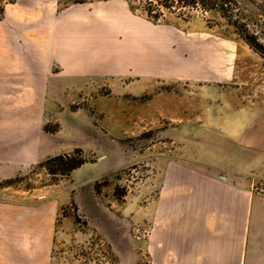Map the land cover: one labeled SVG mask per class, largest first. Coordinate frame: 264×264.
Listing matches in <instances>:
<instances>
[{
    "label": "rangeland",
    "instance_id": "rangeland-1",
    "mask_svg": "<svg viewBox=\"0 0 264 264\" xmlns=\"http://www.w3.org/2000/svg\"><path fill=\"white\" fill-rule=\"evenodd\" d=\"M10 4L49 42L56 14L73 52L50 65L32 128L0 145V264H177L159 243L169 167L205 168L221 112L263 102L264 0L160 21L128 0H0V20Z\"/></svg>",
    "mask_w": 264,
    "mask_h": 264
},
{
    "label": "crops",
    "instance_id": "crops-1",
    "mask_svg": "<svg viewBox=\"0 0 264 264\" xmlns=\"http://www.w3.org/2000/svg\"><path fill=\"white\" fill-rule=\"evenodd\" d=\"M25 10L6 5L0 20V145L16 143L10 131L32 128L34 101L39 105L50 91V65L73 52L56 14L49 42L40 36L42 22ZM70 56L67 63L79 66V57ZM220 117L222 156L201 169L169 167L168 200L158 205L159 243L176 251L177 264H264V200L251 189L254 176L264 174V100L226 108Z\"/></svg>",
    "mask_w": 264,
    "mask_h": 264
},
{
    "label": "trees",
    "instance_id": "trees-1",
    "mask_svg": "<svg viewBox=\"0 0 264 264\" xmlns=\"http://www.w3.org/2000/svg\"><path fill=\"white\" fill-rule=\"evenodd\" d=\"M130 3L138 2L147 14V17L160 21L164 18V11H179V15L184 16L186 11L191 10H218L222 5V0H128ZM247 42L254 49L263 53L260 47L250 38H246Z\"/></svg>",
    "mask_w": 264,
    "mask_h": 264
}]
</instances>
